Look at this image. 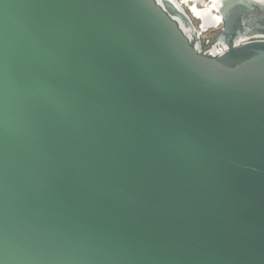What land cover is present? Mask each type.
Segmentation results:
<instances>
[{
  "label": "water",
  "instance_id": "1",
  "mask_svg": "<svg viewBox=\"0 0 264 264\" xmlns=\"http://www.w3.org/2000/svg\"><path fill=\"white\" fill-rule=\"evenodd\" d=\"M256 6L222 0L223 36ZM184 24L0 0V264H264V40L209 57Z\"/></svg>",
  "mask_w": 264,
  "mask_h": 264
},
{
  "label": "flooded vegetation",
  "instance_id": "2",
  "mask_svg": "<svg viewBox=\"0 0 264 264\" xmlns=\"http://www.w3.org/2000/svg\"><path fill=\"white\" fill-rule=\"evenodd\" d=\"M179 1L182 2L186 12L192 20L191 26L184 24L190 42L193 46H201L202 54L206 56L217 57L222 52L226 51L229 46L237 47L247 42L264 40V9L258 6L254 7L246 14V18L243 19V28L241 30L236 34L225 37L223 36V29L226 22L220 18L217 9L210 10L212 13H208L209 15L204 13L208 25L215 23V20H212V18H217L219 21L216 26L211 28L203 27L201 19L194 15V13L197 12L199 16H201V14L203 15V13H199V11L209 10L212 0H199L203 4H195L191 0ZM193 8H195V10Z\"/></svg>",
  "mask_w": 264,
  "mask_h": 264
},
{
  "label": "bare ground",
  "instance_id": "3",
  "mask_svg": "<svg viewBox=\"0 0 264 264\" xmlns=\"http://www.w3.org/2000/svg\"><path fill=\"white\" fill-rule=\"evenodd\" d=\"M193 3H195V4H201L202 2L201 1H199V0H191ZM221 1L222 0H212L211 1V6H210V8H209V10H205V11H199V13H205V14H207V15H209L208 13H210L211 11L210 10H216L217 9V11H218V8L220 7V5H221ZM192 4V3H191ZM203 4V3H202ZM195 7V6H194ZM194 10H195V8H193ZM197 12V11H196ZM198 13V12H197ZM212 13V12H211ZM202 15V14H201ZM206 16V15H205ZM216 16V15H215ZM208 17V16H207ZM212 20H215V18H212ZM215 21H217V18H216V20ZM217 23V22H216ZM215 24V23H214Z\"/></svg>",
  "mask_w": 264,
  "mask_h": 264
},
{
  "label": "built area",
  "instance_id": "4",
  "mask_svg": "<svg viewBox=\"0 0 264 264\" xmlns=\"http://www.w3.org/2000/svg\"><path fill=\"white\" fill-rule=\"evenodd\" d=\"M194 15H195V13H194ZM197 18H199V17H197Z\"/></svg>",
  "mask_w": 264,
  "mask_h": 264
},
{
  "label": "rangeland",
  "instance_id": "5",
  "mask_svg": "<svg viewBox=\"0 0 264 264\" xmlns=\"http://www.w3.org/2000/svg\"><path fill=\"white\" fill-rule=\"evenodd\" d=\"M191 3V2H190Z\"/></svg>",
  "mask_w": 264,
  "mask_h": 264
}]
</instances>
